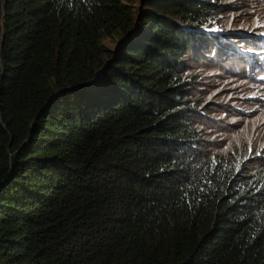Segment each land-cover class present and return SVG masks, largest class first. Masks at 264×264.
I'll use <instances>...</instances> for the list:
<instances>
[{
	"label": "trees",
	"instance_id": "trees-1",
	"mask_svg": "<svg viewBox=\"0 0 264 264\" xmlns=\"http://www.w3.org/2000/svg\"><path fill=\"white\" fill-rule=\"evenodd\" d=\"M234 6L0 0V264H264V153L206 137L188 71L258 64Z\"/></svg>",
	"mask_w": 264,
	"mask_h": 264
},
{
	"label": "rangeland",
	"instance_id": "rangeland-1",
	"mask_svg": "<svg viewBox=\"0 0 264 264\" xmlns=\"http://www.w3.org/2000/svg\"><path fill=\"white\" fill-rule=\"evenodd\" d=\"M233 1L235 6L218 24L241 46L240 53L254 50L250 38L264 36V0H244L240 6L237 4L241 0ZM255 50L262 51L256 65L250 66L251 55H247L246 62L234 55V60L227 59L221 66L215 52H210L209 60L193 62L188 70L196 80L192 102L203 112L199 126L219 151L233 149L242 157L264 153V70L260 71L264 69L260 66L264 48Z\"/></svg>",
	"mask_w": 264,
	"mask_h": 264
},
{
	"label": "clouds",
	"instance_id": "clouds-1",
	"mask_svg": "<svg viewBox=\"0 0 264 264\" xmlns=\"http://www.w3.org/2000/svg\"><path fill=\"white\" fill-rule=\"evenodd\" d=\"M244 52H246V51H244ZM247 52H252V51H247ZM261 54V53H260ZM261 57H262V55H261ZM259 59V58H258ZM250 61V60H249ZM259 64V63H258ZM253 64L251 63V61H250V66H252ZM264 65V62L262 63V65H260L261 67ZM264 69H260V71H263Z\"/></svg>",
	"mask_w": 264,
	"mask_h": 264
}]
</instances>
